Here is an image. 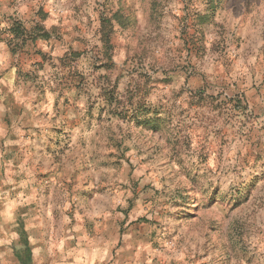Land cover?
I'll return each instance as SVG.
<instances>
[{
	"label": "rangeland",
	"instance_id": "rangeland-1",
	"mask_svg": "<svg viewBox=\"0 0 264 264\" xmlns=\"http://www.w3.org/2000/svg\"><path fill=\"white\" fill-rule=\"evenodd\" d=\"M0 264H264V0H0Z\"/></svg>",
	"mask_w": 264,
	"mask_h": 264
},
{
	"label": "crops",
	"instance_id": "crops-1",
	"mask_svg": "<svg viewBox=\"0 0 264 264\" xmlns=\"http://www.w3.org/2000/svg\"><path fill=\"white\" fill-rule=\"evenodd\" d=\"M12 162H13V160H11L10 162H9V160H8V164H12ZM22 246H23V244H24V242H23V244L22 243H20ZM21 250H23V248H21ZM20 250V251H21ZM16 256V255H15ZM17 256H26V255H20V254H18Z\"/></svg>",
	"mask_w": 264,
	"mask_h": 264
}]
</instances>
